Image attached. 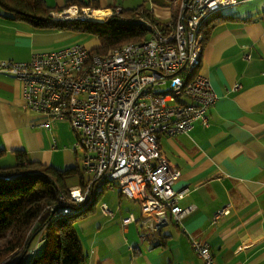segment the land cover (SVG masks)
Returning <instances> with one entry per match:
<instances>
[{
  "label": "crops",
  "instance_id": "0c3cea01",
  "mask_svg": "<svg viewBox=\"0 0 264 264\" xmlns=\"http://www.w3.org/2000/svg\"><path fill=\"white\" fill-rule=\"evenodd\" d=\"M46 1L64 6L68 0ZM96 2L94 10L111 11L108 18L117 8L142 5L165 24L177 16L180 4L179 0ZM6 15L0 8V59L26 61L73 41H89L85 44L90 49L100 44L97 37L40 29ZM205 23L209 37L199 70L218 94L208 112L209 123L196 121L190 134L160 135L162 153L182 172L175 188H191L180 204L196 208L181 223L171 218L155 229L139 203L117 188L105 190L76 214L88 210L75 223L88 264H202L193 237L210 243L216 264H264V0H239ZM23 105L22 84L12 74L0 73L1 163L13 164L15 151L24 150L30 159L59 169L81 168L83 149L70 123L57 119L49 127L41 126L39 122L46 119L32 116ZM116 191L113 204L109 195ZM103 202L114 209L113 215L102 212ZM227 205L230 213L215 222L216 213ZM130 213L136 220L124 227L122 220Z\"/></svg>",
  "mask_w": 264,
  "mask_h": 264
},
{
  "label": "built area",
  "instance_id": "2783aa9c",
  "mask_svg": "<svg viewBox=\"0 0 264 264\" xmlns=\"http://www.w3.org/2000/svg\"><path fill=\"white\" fill-rule=\"evenodd\" d=\"M238 1L179 0L177 17L167 29L154 26L147 40L107 55H92L76 42L38 52L29 61L0 59V73L22 81L26 107L46 119L39 125L67 120L83 149L82 170L88 177L82 187L60 192L52 206L58 217L80 213L114 188L138 202L155 229L171 218L181 223L196 208L180 204L191 188H175L182 172L162 153L160 135L190 134L196 121L209 123L218 94L199 70L204 52L200 30L214 13ZM83 9L73 5L64 12L71 17L72 10ZM101 210L114 214L106 202ZM230 210L231 205L219 210L214 221ZM135 220L130 213L122 221L127 227ZM192 244L202 264H216L209 242L193 237Z\"/></svg>",
  "mask_w": 264,
  "mask_h": 264
},
{
  "label": "trees",
  "instance_id": "16d2710c",
  "mask_svg": "<svg viewBox=\"0 0 264 264\" xmlns=\"http://www.w3.org/2000/svg\"><path fill=\"white\" fill-rule=\"evenodd\" d=\"M73 5L98 7L95 0H68L64 6H51L46 0H0V8L15 21L40 29L69 30L97 37L100 44L91 49L92 55H107L127 43L145 41L154 26L167 28L142 5L125 8L119 14L114 12L106 21L52 18V11L63 12ZM205 25L204 41L209 37ZM14 155L13 164L4 165L0 161V264L18 254L16 264H22L29 253L32 257L27 264H88V254L75 226V221L86 216L88 210L77 215L73 222L56 224L58 216L52 209L60 192L69 193V178L82 173V168L59 169L30 159L24 150L15 151ZM84 184L82 177L81 185Z\"/></svg>",
  "mask_w": 264,
  "mask_h": 264
},
{
  "label": "rangeland",
  "instance_id": "374dc122",
  "mask_svg": "<svg viewBox=\"0 0 264 264\" xmlns=\"http://www.w3.org/2000/svg\"><path fill=\"white\" fill-rule=\"evenodd\" d=\"M80 7V6H79ZM80 8H84L83 9V13L80 11V12H78V11H74V10H72L70 13H71V17H66V15H65V12L63 11V12H56V11H52V12H54L58 17H56V18H54V17H52L54 20H64V19H77L78 17H80L81 15L82 16H84L85 18H87V19H90V20H93L92 18H91V15L93 14V12H94V9H88V8H85V7H80ZM123 11V9L121 8V11H117V13L119 14V13H121ZM51 12V13H52ZM115 12H116V10H115ZM217 12H219V11H217ZM216 12V13H217ZM69 13V12H68ZM216 13H214V15L216 14ZM107 19H109L108 17H107ZM106 19V20H107ZM105 20V21H106ZM175 20V19H174ZM93 21H96V20H93ZM204 24L205 23H203V25L201 26V34L203 35V38H204V34L202 33V28H203V26H204ZM167 29V28H166ZM77 35H80L79 33H77ZM81 36H85L84 34H81ZM81 36H80V39H81ZM76 43V42H79V41H73V42H71V43H69V44H73V43ZM86 44H88V42L89 41H84ZM81 43H83V42H81ZM84 43V44H85ZM68 44V45H69ZM85 44V45H86ZM86 47H88L87 45H86ZM89 48V47H88ZM32 58V57H31ZM30 60V59H29ZM29 60H27V61H29ZM0 72H3V71H0ZM17 78V77H16ZM17 80L22 84V81L21 80H19L18 78H17ZM22 87H23V84H22ZM23 97H24V89H23ZM24 109L26 110V112H28L29 114H31L32 116L33 115H36L37 117H39V115L37 114V113H35V112H33L31 109H29V108H27L26 107V99H25V97H24ZM43 117V116H42ZM56 120V119H55ZM82 168V167H81ZM82 177L84 178V179H86L87 178V175H86V173H84V171L82 172V173H74L70 178H69V180H68V185H69V187L70 188H73V187H82V185H81V180H82ZM117 194H118V192L116 191V192H113V193H110V197H111V199H110V201L114 204V203H116L117 202ZM125 195V194H124ZM130 199V198H129ZM132 200V199H131ZM134 201V200H133ZM136 202V201H135ZM138 203V202H137ZM142 210V209H141ZM55 213V212H54ZM77 218V215H65V216H61V217H57V218H55V223L56 224H60V223H62V222H64V221H71V222H73L74 221V219H76ZM75 223H77V221H75ZM43 246H39V248H42ZM19 256V254L17 255V256H15L14 258H12L11 260H8L7 259V261H5V262H3V264H16V261H17V257ZM30 257H32V254L31 253H29L26 257H25V259H24V263H22V264H27L28 262H29V260L31 259Z\"/></svg>",
  "mask_w": 264,
  "mask_h": 264
},
{
  "label": "bare ground",
  "instance_id": "6f19581e",
  "mask_svg": "<svg viewBox=\"0 0 264 264\" xmlns=\"http://www.w3.org/2000/svg\"><path fill=\"white\" fill-rule=\"evenodd\" d=\"M111 13L110 10H94L93 14L91 15V18L96 21H105L107 19V16Z\"/></svg>",
  "mask_w": 264,
  "mask_h": 264
},
{
  "label": "water",
  "instance_id": "95a60500",
  "mask_svg": "<svg viewBox=\"0 0 264 264\" xmlns=\"http://www.w3.org/2000/svg\"><path fill=\"white\" fill-rule=\"evenodd\" d=\"M54 212V211H53Z\"/></svg>",
  "mask_w": 264,
  "mask_h": 264
}]
</instances>
